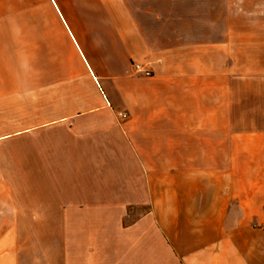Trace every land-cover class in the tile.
I'll return each mask as SVG.
<instances>
[{"label": "crops", "instance_id": "0c3cea01", "mask_svg": "<svg viewBox=\"0 0 264 264\" xmlns=\"http://www.w3.org/2000/svg\"><path fill=\"white\" fill-rule=\"evenodd\" d=\"M259 10L0 0V264H264Z\"/></svg>", "mask_w": 264, "mask_h": 264}, {"label": "rangeland", "instance_id": "374dc122", "mask_svg": "<svg viewBox=\"0 0 264 264\" xmlns=\"http://www.w3.org/2000/svg\"><path fill=\"white\" fill-rule=\"evenodd\" d=\"M246 4V6L250 10V16L252 19H256L260 16V5L264 3V0H243ZM262 12V10H261ZM257 126L264 125V122H255Z\"/></svg>", "mask_w": 264, "mask_h": 264}, {"label": "built area", "instance_id": "2783aa9c", "mask_svg": "<svg viewBox=\"0 0 264 264\" xmlns=\"http://www.w3.org/2000/svg\"><path fill=\"white\" fill-rule=\"evenodd\" d=\"M134 72L136 74L144 75L145 77H151L153 73L150 71V69L142 64H134L133 65ZM122 120L128 119V114L126 113H119L118 115Z\"/></svg>", "mask_w": 264, "mask_h": 264}]
</instances>
